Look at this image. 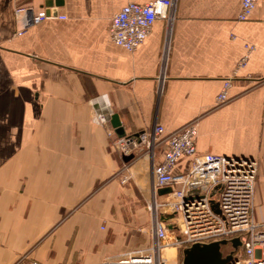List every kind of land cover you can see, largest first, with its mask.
I'll list each match as a JSON object with an SVG mask.
<instances>
[{
    "label": "crops",
    "instance_id": "0c3cea01",
    "mask_svg": "<svg viewBox=\"0 0 264 264\" xmlns=\"http://www.w3.org/2000/svg\"><path fill=\"white\" fill-rule=\"evenodd\" d=\"M45 1L0 0V264L97 263L144 245L149 200L167 199L154 190L164 145L124 161L115 113L129 135L195 121L199 152L256 159L264 221V0L245 20L243 0H173L134 51L112 40L111 19L150 0H63L53 7L66 19L18 35L31 15L16 9Z\"/></svg>",
    "mask_w": 264,
    "mask_h": 264
},
{
    "label": "built area",
    "instance_id": "2783aa9c",
    "mask_svg": "<svg viewBox=\"0 0 264 264\" xmlns=\"http://www.w3.org/2000/svg\"><path fill=\"white\" fill-rule=\"evenodd\" d=\"M173 4V0L127 3L111 19L112 40L129 51L136 50L157 20L171 19ZM255 6L256 0H243L239 19H247ZM30 10L26 7L16 9L17 16L27 12L31 15L17 34L45 19H66V15L55 14L53 7ZM230 84V80L225 82L217 96L218 105L228 100ZM95 120L101 125L109 122L105 108L96 112ZM112 134L113 146L122 157L143 148L154 158L155 149L163 144L162 157L153 166L154 190L170 187L172 191L164 194L167 199L155 198L152 199L154 205L149 204L152 226L146 230L153 235L154 243L130 248L119 257L86 264H184L185 248L213 242L231 245L228 250L221 244L223 257L231 258L227 264H264V221L255 213L259 167L256 159L199 152L195 121L172 131L163 124H156L149 132L121 136L112 131ZM128 180L129 177H124L122 182ZM237 238L240 247L233 243ZM169 249L174 250V256H170ZM164 251L168 258L163 256ZM14 264L44 263L25 254Z\"/></svg>",
    "mask_w": 264,
    "mask_h": 264
},
{
    "label": "water",
    "instance_id": "95a60500",
    "mask_svg": "<svg viewBox=\"0 0 264 264\" xmlns=\"http://www.w3.org/2000/svg\"><path fill=\"white\" fill-rule=\"evenodd\" d=\"M63 0H46L45 7L50 8L54 5L61 6L63 5ZM50 12V9L49 11ZM53 12L57 14V8L53 7ZM112 124L116 129V132L123 136L126 135V131L122 126L119 115L117 113L112 116ZM135 154L123 156L124 161H131L135 158ZM172 189L170 187L158 189L159 194L171 193ZM225 242H213L210 244H197L192 247L185 248L183 251V263L184 264H227L231 259L230 257H223L221 252V244ZM233 243L236 247H240L241 243L239 239H234Z\"/></svg>",
    "mask_w": 264,
    "mask_h": 264
},
{
    "label": "rangeland",
    "instance_id": "374dc122",
    "mask_svg": "<svg viewBox=\"0 0 264 264\" xmlns=\"http://www.w3.org/2000/svg\"><path fill=\"white\" fill-rule=\"evenodd\" d=\"M19 16V15H18ZM19 35V34H18ZM159 201H162V199H158ZM152 202V199H150L149 200V203H148V207H149V204ZM152 204L154 205V201L152 202ZM153 207H155V206H153ZM160 210L161 209H163V208H159ZM160 210H159V212H160ZM163 211H164V209H163ZM151 223H150V226H147V228H145L146 226H144V230H142L147 236H143V235H141V234H139L140 233V231L139 230H136V232H138L137 233V235H140V237H141V239L139 238V237H137V244H144V245H151L152 243H154V237H153V235L149 232V231H147L146 229H148L149 227L151 228V226H152V220L150 221ZM146 225V224H145ZM171 234H173V233H171ZM170 234V235H171ZM137 246H139V245H137ZM229 248H231V245H226V244H224V249H228L229 250ZM227 254V253H226Z\"/></svg>",
    "mask_w": 264,
    "mask_h": 264
},
{
    "label": "bare ground",
    "instance_id": "6f19581e",
    "mask_svg": "<svg viewBox=\"0 0 264 264\" xmlns=\"http://www.w3.org/2000/svg\"><path fill=\"white\" fill-rule=\"evenodd\" d=\"M168 253L170 254V256H174L175 255V254H173L174 253V250H172V249H169ZM162 254H163V256L165 258H168V256L166 255V251L162 252Z\"/></svg>",
    "mask_w": 264,
    "mask_h": 264
}]
</instances>
